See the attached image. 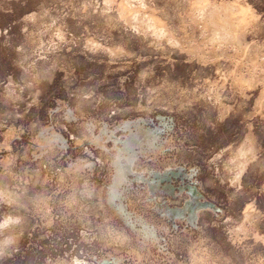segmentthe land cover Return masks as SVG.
Segmentation results:
<instances>
[{"label": "rangeland", "instance_id": "rangeland-1", "mask_svg": "<svg viewBox=\"0 0 264 264\" xmlns=\"http://www.w3.org/2000/svg\"><path fill=\"white\" fill-rule=\"evenodd\" d=\"M0 191L3 264H264V0H0Z\"/></svg>", "mask_w": 264, "mask_h": 264}, {"label": "clouds", "instance_id": "clouds-1", "mask_svg": "<svg viewBox=\"0 0 264 264\" xmlns=\"http://www.w3.org/2000/svg\"><path fill=\"white\" fill-rule=\"evenodd\" d=\"M0 199L8 205H19L20 198L17 194L10 195L7 192L0 191ZM25 217L22 214L6 213L0 216V264H3L5 258H11L19 251V241L23 234L22 226ZM73 264H83L80 260H74Z\"/></svg>", "mask_w": 264, "mask_h": 264}, {"label": "bare ground", "instance_id": "bare-ground-1", "mask_svg": "<svg viewBox=\"0 0 264 264\" xmlns=\"http://www.w3.org/2000/svg\"><path fill=\"white\" fill-rule=\"evenodd\" d=\"M206 2H208V1H206ZM236 2H238V1H236ZM234 3H235V1H234ZM202 4H203V3H201V5H202ZM205 4H206V3H205ZM207 4H208V3H207ZM236 4H238V3H236ZM196 5H197V4H196ZM201 5L197 6L199 10H200V6H201ZM230 5L232 6V4H230ZM207 6H208V5H207ZM247 6H248V5H247ZM247 6H243V7L246 8ZM248 7H249V6H248ZM201 8H202V9H201L200 11H202V10L204 11L205 7L201 6ZM249 8H250V7H249ZM249 8H248V9H249ZM131 10H132V9H131ZM194 10H196L195 5H194ZM240 10H241V9H240ZM243 10L247 11L246 9H243ZM249 10H250V9H249ZM200 11H199V14H201V15H199V16H203V14H204L205 16L207 15L206 13H203V12L200 13ZM205 12H207V11H205ZM135 13H136V11H135ZM137 13H138V11H137ZM137 13H136V17H137V16H141V17H138V20H140L139 18H143V17H142L143 14H140V15L138 14V15H137ZM242 13H243V12H242ZM197 14H198V10H197ZM131 15H132V14H131ZM194 15H196V14H194ZM230 15H231V14H230ZM232 15H233V14H232ZM232 15L229 16V17H232ZM133 16H135V15L133 14ZM144 16H146V15L144 14ZM150 16L152 17V15H150ZM150 16H146V17H149V18H147V19H150ZM196 16H197V15H196ZM196 16H195V17H196ZM236 16L238 17V14L235 15L234 18H235ZM152 18H153V19H152ZM152 18H151L152 23H154L153 20H154L155 17H152ZM198 18L200 19V17H198ZM201 18H205V17L203 16V17H201ZM196 19H197V18H196ZM207 19H208V18H206L205 20H207ZM221 19H222V18H221ZM227 19H228V22H230V19H231V18H230V19H229L228 17L225 18L226 21H227ZM232 19H233V18H232ZM232 19H231V20H232ZM235 19H236V18H235ZM141 20H142V19H141ZM238 20L240 21V19H238ZM242 20H243V18H242ZM145 21H146V20H145ZM155 21H156V20H155ZM208 21H209V20H208ZM218 21H221V20H219V18H218ZM218 21H217V22H218ZM149 22H150V24H152L151 21H149ZM158 22H159V21H158ZM158 22H156V23H158ZM214 22H215V21H214ZM214 22H213V23H214ZM232 22H235V20H234V21H231V23H232ZM241 22H242V21H240V23H239V22H238V23L241 24ZM156 23H155V24H156ZM207 23H210V22H207ZM218 23H220V22H218ZM218 23H216V24H218ZM222 23H223V22H221V25H219V26L216 25V26H218L219 29H220L221 26L224 27V25H223L224 23H223V24H222ZM150 24H148V25L151 26ZM203 24L206 25L205 23H203ZM210 24H212V23H210ZM233 24H235V23H233ZM153 25H154V24H153ZM153 25H152V26H153ZM201 25H202V24H201ZM201 25H200V26H201ZM207 25H208V24H207ZM214 25H215V24H212V26H210V27L208 26L209 28H208V27H204V28L210 30L211 27H212V28L214 29ZM239 26H240V25H239ZM154 27H158V26H155V25H154ZM225 27H226V26H225ZM227 27H228V26H227ZM227 27H226V28H227ZM239 28H240V27H238V29H237L236 31H238ZM213 29H211L212 32H213V31L215 32V31L217 30V27L215 28V30H213ZM223 29H224V34H226V33H225V30H226V29H225V28H223ZM235 29H236V28H234V30H235ZM155 30H156V29H155ZM157 30H159V28H158ZM228 30H230L231 33H232V31H233V30L230 29V28H229ZM207 31H208V30H207ZM219 31H220V30H219ZM222 31H223V30H222ZM230 31H228V32H230ZM166 32H167V31H166ZM212 32H210V33H212ZM217 32H218V30H217ZM226 32H227V30H226ZM167 33L169 34L170 32H167ZM215 33H216V32H215ZM215 33H214V34H215ZM219 33H222V32H219ZM219 33H217L216 36H215V38H216L217 36H218V38H219V36L221 37V38L217 39V41H219L220 39H223L222 36H223L224 34H220V35H218ZM231 33H230V34H228V33L226 34L227 36H229V37H228V40H229L230 38L232 39V37H230ZM233 33H234V32H233ZM233 33H232V35L235 34V33H234V34H233ZM238 33H239V32H238ZM238 33L236 32V34H238ZM60 34H61V33H60ZM208 34H209V31H208ZM212 34H213V33H212ZM214 34H213V35H214ZM221 35H222V36H221ZM226 35H224V36L227 37ZM207 36H208V35H207ZM211 36H212V35H211ZM208 37H209V36H208ZM225 37H224V38H225ZM233 37H234V36H233ZM235 37H236V38H234V39H238V38H237V35H235ZM208 39H209V38H208ZM210 39L213 40L214 37H213V39H212V37H211ZM234 39L229 40L230 43H231ZM215 40H216V39H215ZM225 40H227V39L225 38ZM207 41H208V40H207ZM220 41H221V40H220ZM222 41H223V40H222ZM229 41H228V42H229ZM235 42H236V41H235ZM235 42H234V43H235ZM245 43H246V42H245ZM242 45H243V44H242ZM242 47H243V46H242ZM244 47H245V45H244ZM244 47H243V48H244ZM243 48H242V49H243ZM245 48H246V47H245ZM245 48H244V49H245ZM246 49H247V48H246ZM246 49H245V50H246ZM243 79H244V78H243ZM238 80H239V79H238ZM242 81L245 82V80H242ZM242 81H241V83H242ZM246 82H247V81H246ZM243 84H244V83H243ZM245 84H246V83H245ZM245 84H244V85H245ZM245 86H246V85H245ZM251 86H252V85H250L249 87H251ZM249 87H248V88H249ZM145 134H146V130H143L142 128L139 129V130H138L137 132H135V133H134V132L131 133V135H130L131 137H129L130 139H129L128 144H133V143H135L138 139H140V138H141L143 135H145ZM54 135H55V134H54ZM61 137H62V136H61ZM252 137H253V136H252ZM252 137H251V139H253ZM47 138H48V137H47ZM247 139H249V138H247ZM247 139H246V140H247ZM253 140H254V139H253ZM253 140H252V141H253ZM47 141H48V140H47ZM249 141H250V140H249ZM249 141H248V142H249ZM252 141H251V142H252ZM244 143H245V142H244ZM128 144H127V145H128ZM248 144H249V143H248ZM251 144H252V143H251ZM129 146H130V145H129ZM244 146H245V144H244ZM244 146H242V148H240V150L243 149V151H244V148H243ZM249 146H250V145H248V147H249ZM252 146H253V145H251V148H254V147H252ZM245 147H246V146H245ZM246 149H250V147H249V148H246ZM246 149H245L244 152L241 151V154H243V153H244V155H249V154H250V157H251V155L254 154V153L246 154V153L249 151V150H248V151L246 152ZM240 150H239V151H240ZM254 151H255V150H254ZM242 152H243V153H242ZM245 152H246V153H245ZM239 153H240V152H238V154H239ZM238 154H237V155H238ZM254 156H255V155H254ZM243 157H244V156H243ZM243 157H242V159H243ZM250 157H249V158L247 157V159L244 158V161H248V159H250ZM236 158H237V156L235 157V159H236ZM239 158H240V157H239ZM239 158H237V160H238ZM251 159H252V157H251ZM251 159H250V160H251ZM233 160H234V158H233ZM240 160H241V158H240ZM123 161H124L125 163H126L127 161L129 162V158H128V159H124ZM235 162H236V161H235ZM237 162H239V160H238ZM237 162H236V163H237ZM240 162H241V161H240ZM248 162H249V161H248ZM244 163H245V162H244ZM127 164H129V163H127ZM245 165H246V163H245ZM126 166H127V165H126ZM129 168H130V167H129ZM244 168H245V166H244ZM121 172H122V171H121ZM123 175H124V174H123ZM120 178H122V176H121ZM120 184H121V183H120ZM248 208H249V206H248ZM250 208H251V207H250ZM250 211H251V209H250ZM248 214H249V213H248ZM252 215H253V214H251L250 216H252ZM248 216H249V215H248ZM252 217H253V216H252ZM246 218H247V214H246ZM247 219H248V218H247ZM247 234H248V233H247Z\"/></svg>", "mask_w": 264, "mask_h": 264}]
</instances>
